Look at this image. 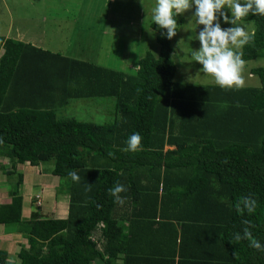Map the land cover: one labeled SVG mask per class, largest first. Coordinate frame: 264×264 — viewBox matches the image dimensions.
I'll list each match as a JSON object with an SVG mask.
<instances>
[{"label":"trees","instance_id":"1","mask_svg":"<svg viewBox=\"0 0 264 264\" xmlns=\"http://www.w3.org/2000/svg\"><path fill=\"white\" fill-rule=\"evenodd\" d=\"M242 21L254 26L242 59H264V16ZM147 30L158 52L127 72L0 36V173L11 199L0 204V227L23 236L16 264H264V253L233 239L248 227L264 244V67L250 70L257 88L182 83L174 37L153 22ZM105 98L115 103L109 124L57 112L70 100ZM133 133L141 146L125 151ZM26 163H52L68 184L65 219L24 217L18 166ZM117 183L123 204L108 192ZM245 196L256 201L252 214L234 207ZM8 260L0 249V264Z\"/></svg>","mask_w":264,"mask_h":264},{"label":"rangeland","instance_id":"2","mask_svg":"<svg viewBox=\"0 0 264 264\" xmlns=\"http://www.w3.org/2000/svg\"><path fill=\"white\" fill-rule=\"evenodd\" d=\"M155 3L156 0H0V36L33 45L35 41L45 49L105 68L135 71L140 56L147 51L158 52L153 32L147 30L148 24L152 22ZM192 11L194 9L180 16L183 22L173 38V58L178 68L175 79L186 84L216 85L212 76L205 75L200 70L202 66L191 59L192 51L200 47L195 38L203 27L195 23ZM224 11L227 13V10ZM240 23L253 32L251 22ZM221 26L232 25L221 21ZM142 29L148 34L147 40L142 35ZM259 67H264V59L244 63L242 88L260 86L259 79L250 75L251 69ZM114 104L113 100L107 98L74 99L57 112L63 118L103 125L113 122ZM3 163L7 165V160ZM52 169V163L41 164L35 169L37 173L28 185L22 187L21 194L27 199L24 212L26 219L33 211L48 214L53 219H61V212L68 211V184L53 176ZM4 180L6 177L0 173V183L3 184ZM36 196H40L41 200L37 199L39 204L32 206L35 201L33 197ZM39 205L41 207L36 208ZM10 238L5 237L4 244H12ZM12 249L9 260L16 261Z\"/></svg>","mask_w":264,"mask_h":264},{"label":"clouds","instance_id":"3","mask_svg":"<svg viewBox=\"0 0 264 264\" xmlns=\"http://www.w3.org/2000/svg\"><path fill=\"white\" fill-rule=\"evenodd\" d=\"M193 9L192 18L198 26L203 27L195 38L200 47L192 51L191 59L201 65L200 70L205 75H211L220 88H240L244 84L241 72L245 61L238 50L248 44L254 36V33L249 32L240 22L250 14L264 16V0H156L151 19L161 30V36L171 40L177 34V17ZM224 10H227V13ZM221 21L232 26L222 27ZM140 146L141 136L133 133L127 138L124 150L136 152ZM111 155L112 153H109V156ZM67 175L73 182L80 179L75 170H70ZM125 191V187L119 183L108 190L109 195L118 204L124 203L120 193ZM234 207L238 213L252 214L256 201L245 196L237 200ZM233 239L236 242L247 240L251 248L264 253V244L253 236L248 227H245L242 233H235ZM6 264L16 262L10 259Z\"/></svg>","mask_w":264,"mask_h":264},{"label":"crops","instance_id":"4","mask_svg":"<svg viewBox=\"0 0 264 264\" xmlns=\"http://www.w3.org/2000/svg\"><path fill=\"white\" fill-rule=\"evenodd\" d=\"M44 19V18H43ZM34 43H35V45L34 46H37V47H42V45H40V46H38V44L34 41ZM43 48V47H42ZM45 49V48H44ZM251 75V74H250ZM252 76V75H251ZM169 149H173L172 147H166V149L165 150H169ZM4 160H7V159H4V158H0V163L1 164H4L3 163V161ZM5 165V164H4ZM37 167H32L29 163H26V164H24V165H19L18 166V172H20L22 175H23V177H24V184H23V186L24 185H28L27 183L30 181V179H32V177L34 176V174H36L37 173V170L35 171V169H36ZM23 170V171H22ZM3 181V180H2ZM0 204H10L11 203V199H10V196H9V194H8V192H9V185H8V180H7V178H6V180H4V183L2 184V183H0ZM1 188H4V190L3 189H1ZM22 190V189H21ZM23 191V190H22ZM23 197H24V208H26L25 207V205H26V202H27V199L25 198V196L23 195ZM32 206H33V204H32ZM58 211V213H59V210H57ZM61 212V211H60ZM62 213V216L60 217L61 219H65L66 217H67V211L66 212H61ZM59 218V217H58ZM5 237H11L10 239L12 240V244H4V238ZM0 249L1 250H5V251H7L8 252V254H9V258H11L12 256H11V253H10V251H11V249H12V247H13V249H12V251H13V253L15 252V255H14V257H17L16 255H17V253H18V251H19V249H20V246L22 245V244H24L25 243V241H24V239H23V236L21 235V234H19V233H14L13 231H11V232H7V231H5V230H2L1 228H0ZM13 244H14V246H13ZM26 247H27V245H26Z\"/></svg>","mask_w":264,"mask_h":264},{"label":"built area","instance_id":"5","mask_svg":"<svg viewBox=\"0 0 264 264\" xmlns=\"http://www.w3.org/2000/svg\"><path fill=\"white\" fill-rule=\"evenodd\" d=\"M37 203L39 204V202H37ZM38 204H37V205H38Z\"/></svg>","mask_w":264,"mask_h":264}]
</instances>
